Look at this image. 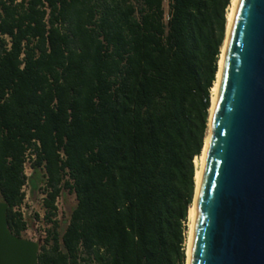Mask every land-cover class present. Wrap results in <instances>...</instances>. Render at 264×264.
I'll list each match as a JSON object with an SVG mask.
<instances>
[{
	"label": "trees",
	"instance_id": "1",
	"mask_svg": "<svg viewBox=\"0 0 264 264\" xmlns=\"http://www.w3.org/2000/svg\"><path fill=\"white\" fill-rule=\"evenodd\" d=\"M164 2L0 0V195L22 236L32 149L39 264L186 263L232 0ZM65 189L77 205L60 234Z\"/></svg>",
	"mask_w": 264,
	"mask_h": 264
},
{
	"label": "water",
	"instance_id": "2",
	"mask_svg": "<svg viewBox=\"0 0 264 264\" xmlns=\"http://www.w3.org/2000/svg\"><path fill=\"white\" fill-rule=\"evenodd\" d=\"M211 130L188 264H264V0L239 2ZM8 207L0 200V264H39Z\"/></svg>",
	"mask_w": 264,
	"mask_h": 264
},
{
	"label": "rangeland",
	"instance_id": "3",
	"mask_svg": "<svg viewBox=\"0 0 264 264\" xmlns=\"http://www.w3.org/2000/svg\"><path fill=\"white\" fill-rule=\"evenodd\" d=\"M131 1L137 3V0H131ZM164 6L166 12H168L169 0H165ZM28 171L30 172V170ZM27 192H28V197L20 207V210L23 213L24 218L28 222V227L25 231H23L22 236L35 240L39 244H41L47 226V222L45 218L46 209L42 198V190L40 188H34L33 184L30 182L27 188ZM1 199L2 198L0 195V200ZM61 199L63 202V212L60 215H58L57 220H58V231L60 234H63L65 228L69 223L71 212L73 208L77 205V198L74 192H71L69 189H65L63 191V196ZM188 228H189V222H188Z\"/></svg>",
	"mask_w": 264,
	"mask_h": 264
},
{
	"label": "bare ground",
	"instance_id": "4",
	"mask_svg": "<svg viewBox=\"0 0 264 264\" xmlns=\"http://www.w3.org/2000/svg\"><path fill=\"white\" fill-rule=\"evenodd\" d=\"M239 2L240 0H232L230 8L228 10V24H227V33H226V39L224 42V46L222 48V53L219 59V69L217 72V78L216 81L213 85L212 88V93H211V107H210V118H209V130L205 139V146L203 149V152L201 154L200 157H196L195 160V164H196V173H195V180H196V190H195V197H194V201L193 204L190 206L189 208V214H188V218H189V228H188V236H187V248H186V263L188 264L189 262V242H190V236H191V232L194 226V222H195V213H196V201H197V196H198V191L200 188V184L202 181V177L204 174V164H205V160H206V155H207V151H208V147L210 144V140H211V123H212V118H213V113H214V108H215V104H216V99H217V94H218V89H219V84H220V79H221V73H222V68H223V63H224V59H225V54H226V49H227V45H228V41H229V36H230V32H231V27H232V22L233 19L235 17V14L237 12L238 6H239Z\"/></svg>",
	"mask_w": 264,
	"mask_h": 264
},
{
	"label": "built area",
	"instance_id": "5",
	"mask_svg": "<svg viewBox=\"0 0 264 264\" xmlns=\"http://www.w3.org/2000/svg\"><path fill=\"white\" fill-rule=\"evenodd\" d=\"M34 158H35V154L32 153V149H29L28 152H27V157H26V162H25V173H26V175L28 177L27 183L24 186V190L26 192V198H25V200L28 197L27 188H28V186L30 184V177L33 174L32 161H33ZM28 170H30V172ZM62 196H63V192L57 197V199L55 201V208H56L55 209V212H56V215L53 217V219H57L58 215H60L63 212V202H62V199H61ZM45 197H46V193L42 192V198H43V200H44ZM44 236H46V229H45Z\"/></svg>",
	"mask_w": 264,
	"mask_h": 264
}]
</instances>
